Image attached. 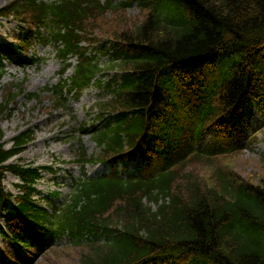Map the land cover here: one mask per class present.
I'll use <instances>...</instances> for the list:
<instances>
[{
    "label": "trees",
    "instance_id": "obj_1",
    "mask_svg": "<svg viewBox=\"0 0 264 264\" xmlns=\"http://www.w3.org/2000/svg\"><path fill=\"white\" fill-rule=\"evenodd\" d=\"M134 5L141 22L109 41L92 38V20ZM0 15L29 21L55 47L61 79L46 89L56 105L66 106L71 93L93 81L113 93L98 104L101 122L81 128L101 153L88 156L82 140L78 149L83 166L105 161L112 174L84 172L62 206L36 198L42 167L8 162L34 130L7 147L0 126L6 237L17 243L67 238L87 247L78 264H264V187L234 185L227 172L211 184L185 170L191 159L209 165V153L238 146L243 123L254 110L264 112V0H12ZM99 51L109 55L112 74L103 72ZM70 67L72 75L63 78ZM2 71L0 60V77ZM23 92L1 101L0 114ZM206 126L218 140L203 147ZM130 159L139 173L118 174L117 165L125 168ZM6 172L22 180L17 193L5 188Z\"/></svg>",
    "mask_w": 264,
    "mask_h": 264
},
{
    "label": "rangeland",
    "instance_id": "obj_2",
    "mask_svg": "<svg viewBox=\"0 0 264 264\" xmlns=\"http://www.w3.org/2000/svg\"><path fill=\"white\" fill-rule=\"evenodd\" d=\"M11 1L0 0V10ZM142 19L143 13L136 5L125 11H109L92 20L91 36L94 40H110L119 31L131 28ZM29 27L30 23L24 24L13 16L0 17V59L3 63L0 102L10 99L11 92L16 94L24 90L17 93L10 109L0 114V126L5 133L7 147L20 132L28 128L34 130V139L10 162L46 167L37 184V190L41 193L39 197L45 201L47 196L57 192L55 202L63 204L71 195L72 179L81 177L83 173L77 162L81 135L87 154L98 155L101 152L96 142L80 131V127L99 123L100 120L95 121L99 114L96 104L107 102L113 94L105 84H96L83 90L78 98L73 97L69 108L56 105L55 93L45 87L58 82L61 65L53 46L47 39L31 35ZM100 61L104 66L109 62V55L101 54ZM71 73L69 70L66 76ZM263 122L264 115L256 112L255 118L247 125L248 131L256 129L257 137L251 149L219 157L212 165L197 160L191 162V159L185 170L211 184L218 182L221 173L227 172L234 185L248 183L264 187ZM133 164H136V160L128 163L126 173L133 171ZM108 170L107 163L86 166L91 176ZM117 170L120 171L121 167ZM19 182L15 175L10 172L6 174L4 183L8 190L17 193L16 184ZM43 204L46 205V202ZM3 225L0 217V227ZM46 244V241L37 240L17 243L0 231V264H78L81 251L87 248L73 246L66 238L57 239L48 248Z\"/></svg>",
    "mask_w": 264,
    "mask_h": 264
}]
</instances>
